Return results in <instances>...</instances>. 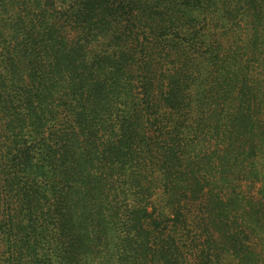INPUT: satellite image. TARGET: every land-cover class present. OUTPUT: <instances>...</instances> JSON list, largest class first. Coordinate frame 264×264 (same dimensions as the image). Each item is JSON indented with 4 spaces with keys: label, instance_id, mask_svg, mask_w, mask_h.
<instances>
[{
    "label": "trees",
    "instance_id": "trees-1",
    "mask_svg": "<svg viewBox=\"0 0 264 264\" xmlns=\"http://www.w3.org/2000/svg\"><path fill=\"white\" fill-rule=\"evenodd\" d=\"M0 264H264V0H0Z\"/></svg>",
    "mask_w": 264,
    "mask_h": 264
},
{
    "label": "rangeland",
    "instance_id": "rangeland-1",
    "mask_svg": "<svg viewBox=\"0 0 264 264\" xmlns=\"http://www.w3.org/2000/svg\"><path fill=\"white\" fill-rule=\"evenodd\" d=\"M227 18H229V22H230L231 25L234 24V21H237L238 20V18L236 19V18H234L232 16H229L228 14H226V16L223 18V20L225 21ZM60 28H61V31H62L63 35L67 39H72L74 36H76L75 33L69 31V29L66 27V25L60 26ZM131 41H132V46H133L132 49H133L136 46L134 37L131 38ZM127 46L130 47L131 46L130 43H128ZM151 48H152V45H151ZM157 55H158V51L155 48H153L152 53L150 55V58H151L150 65H151V69L152 68L159 69V73H160L161 72V67L155 64ZM156 74H158V72ZM169 74H170V72H166V76H169ZM256 185H257V187H259L260 186V183H258ZM256 185L255 186H252V184L251 185L250 184H247L246 185L247 188H245V190L249 193V195L250 194H253L254 195L253 197L258 199Z\"/></svg>",
    "mask_w": 264,
    "mask_h": 264
}]
</instances>
